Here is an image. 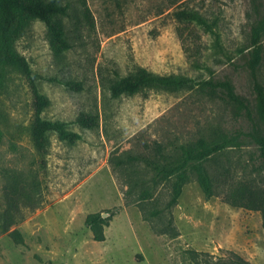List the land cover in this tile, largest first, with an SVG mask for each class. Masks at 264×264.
I'll use <instances>...</instances> for the list:
<instances>
[{
    "label": "rangeland",
    "instance_id": "obj_1",
    "mask_svg": "<svg viewBox=\"0 0 264 264\" xmlns=\"http://www.w3.org/2000/svg\"><path fill=\"white\" fill-rule=\"evenodd\" d=\"M44 1L66 8L59 19L69 48L56 50L38 20L15 48L44 78L40 90L51 101L44 119L66 123L82 139L71 145L51 134L40 157L29 81L0 64V212L17 187L23 218L11 230L24 239L0 235L1 257L9 264H191L190 251L233 252L264 264L261 211L206 198L190 170L168 209L175 178L156 169L176 167L185 147L223 133L235 141L205 166L264 191L254 138L264 134V0ZM139 68L187 84L113 97L109 86ZM81 113L97 125H77ZM93 213L111 216L105 242L85 225Z\"/></svg>",
    "mask_w": 264,
    "mask_h": 264
},
{
    "label": "trees",
    "instance_id": "obj_2",
    "mask_svg": "<svg viewBox=\"0 0 264 264\" xmlns=\"http://www.w3.org/2000/svg\"><path fill=\"white\" fill-rule=\"evenodd\" d=\"M64 15H66V8L54 1L0 0V64L15 69L29 81L34 112L31 138L35 151L43 158L49 151V137L51 134H56L61 142L71 145L76 144L82 137L77 132L69 130L66 123L62 121L44 119L43 113L51 105V101L40 90V81L44 80V78L31 69L27 59L16 50L15 43L28 23L32 20H38L45 24L52 46L56 50H67L69 44L64 39V27L59 19L60 16ZM180 15L185 14L181 13ZM189 17L192 18L191 14ZM186 84L185 80H178L174 76H162L145 68H139L134 74L113 82L109 86V90L112 96L117 98L134 96L147 90L175 91ZM221 85L228 88L232 94L229 84ZM260 101V108L264 118V96L262 94ZM75 123L84 129L90 130L97 125V118L88 113H81L76 118ZM254 138L260 149V160L264 170V134H256ZM234 141V139L228 138L225 134L218 133L215 141L209 142L203 138L197 143L185 147L183 149L182 162L176 167L160 168L156 166L160 174L175 178L171 198L167 204L168 209L177 205L183 187L190 179L186 171L190 170L195 175L206 198L219 197L224 203L232 207L261 211L264 215V191L256 189L250 184L228 182L227 179H223L225 176L214 175L205 166L206 162L222 154ZM148 195L144 194L141 200L148 199ZM21 197H23V194L17 187H10L6 193V208L0 212V235L7 234L16 244L24 243L20 231L17 228L11 230L23 218H17V214L20 213L19 201ZM24 197V199H28L30 196L25 194ZM157 215L158 212L152 214L153 217ZM110 220L111 216L105 218L101 213H93L86 217L85 225L91 231L95 242L106 241L105 228L109 226ZM189 253L191 255V264H250L233 252H228L223 257L194 251Z\"/></svg>",
    "mask_w": 264,
    "mask_h": 264
},
{
    "label": "crops",
    "instance_id": "obj_3",
    "mask_svg": "<svg viewBox=\"0 0 264 264\" xmlns=\"http://www.w3.org/2000/svg\"><path fill=\"white\" fill-rule=\"evenodd\" d=\"M0 264H9V263L5 261L0 255Z\"/></svg>",
    "mask_w": 264,
    "mask_h": 264
},
{
    "label": "water",
    "instance_id": "obj_4",
    "mask_svg": "<svg viewBox=\"0 0 264 264\" xmlns=\"http://www.w3.org/2000/svg\"><path fill=\"white\" fill-rule=\"evenodd\" d=\"M106 215H103V217H105Z\"/></svg>",
    "mask_w": 264,
    "mask_h": 264
}]
</instances>
